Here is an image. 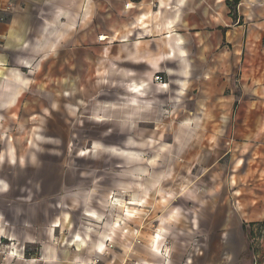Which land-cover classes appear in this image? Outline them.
<instances>
[{"label":"crops","instance_id":"obj_1","mask_svg":"<svg viewBox=\"0 0 264 264\" xmlns=\"http://www.w3.org/2000/svg\"><path fill=\"white\" fill-rule=\"evenodd\" d=\"M229 1L0 0V121L6 123L0 128L8 131L0 147V235L25 246V258L33 260L10 257L6 264L134 260L131 242L109 249L111 231L121 224L111 222L108 213L144 208L146 178L124 174L130 167L143 168L144 154L137 163L126 161L127 168L122 159L123 178H110L102 194L99 179L94 187L68 191L77 185L74 169L51 165L43 149L48 140L71 137L62 127L64 114L78 113L85 96H101L123 118L132 110L143 117L160 96L176 87L184 97L191 85L199 93V114L208 112L207 105L216 117L225 114L214 126L200 122L199 127L223 128L229 150L207 170L216 193L200 199L202 218L193 217L190 225L193 230L201 223L222 226L208 235L218 247L214 255L238 256L245 244L225 225L240 223L242 232L244 225H260L257 234L264 238V0H242L235 15ZM133 86L142 87V95L131 92ZM181 109L190 114L184 102ZM127 124L122 122L121 135L128 134ZM175 210L185 212L172 208L157 220L152 251L159 255L168 233L177 236L169 225L180 221ZM120 247L121 253L115 252Z\"/></svg>","mask_w":264,"mask_h":264},{"label":"rangeland","instance_id":"obj_2","mask_svg":"<svg viewBox=\"0 0 264 264\" xmlns=\"http://www.w3.org/2000/svg\"><path fill=\"white\" fill-rule=\"evenodd\" d=\"M75 76V80L79 82V74ZM191 86L187 88V91L184 90V97L175 92L176 87L164 95V98L160 96L155 101L154 107V101L151 103L150 107L153 108L149 109V115L143 117L135 116L132 110L126 114L127 118H123V114L114 110L115 105L108 106L109 104L101 96H85L83 100L80 99L81 105L78 113L74 111L67 115L64 114L62 127L64 131H72L71 137L48 140L43 149V155L48 157L51 165L59 162L62 164L61 168L65 165L74 169L77 185L76 187L71 186L68 191L75 192V190L94 187L99 179L102 194L108 191L110 178L112 180L123 178L121 175L124 170L121 167L122 159L125 163L122 166L126 168L128 161L133 162L142 153L147 160L155 156L160 159L156 167L144 165L149 173V176H141L146 178L141 184L147 190L148 195L143 202L144 208L135 205L131 206V209L123 207L113 209L108 213L111 214V222L119 226L121 224L116 232L111 231L110 237L113 239V244L109 245V249L115 248L114 243H117L116 246H123L131 242L133 243L132 249L135 246V252H133L135 259L126 260L124 263L121 261L119 264H160L161 262L166 264L169 261L172 264H264V238H260L257 234L261 229L260 225L253 227L252 224L248 227L252 234L244 230L242 232L240 223L224 226L223 229L228 233L232 231L239 233L241 241L245 243L242 245V251H238V256L235 253L223 256L222 251L219 255H214L218 247L209 241L208 235L220 231L219 228L222 226L209 227L201 223L199 229H195L197 228L195 226L193 230V226L190 225L193 217L202 218L203 210L200 207V199L216 193L212 178L214 175L206 173L207 170L216 163L218 155L229 150L221 135V132H225L223 128L207 130L199 127L200 122L214 126L215 121L221 122L222 118H226L225 114H219L216 117L214 113L209 112L208 105L206 106L208 112L199 114L197 108L199 93L197 89H192L193 85ZM109 96L112 99L110 93ZM127 97L132 99L133 96ZM182 102L186 107L188 106L190 114H183ZM48 117L50 118L49 115ZM101 118L106 120L100 123L97 120ZM4 121H0L1 124H4ZM123 121L128 123L129 132L126 135H121ZM185 122L190 125H186ZM53 125L54 123L51 124ZM6 129L5 125L0 128L1 150L8 137ZM125 137L132 143L135 139L142 144L140 145L142 148L123 150L126 146ZM208 154L213 158H208ZM205 156L209 161H203L202 158ZM140 168L141 166L130 167L125 170L124 174L138 178L141 175ZM131 170H136V173H129ZM155 172L163 175L158 177L154 174ZM230 202L232 210H236L234 199ZM172 208L182 209L185 212L175 210V213H180L179 216H182L180 221L175 223L176 225L173 222L169 225L177 236L174 237V235H169L171 232L168 233L162 242L163 253L159 255L152 251L156 246L153 236L160 228V222L157 220L168 216ZM126 210H130L132 215L129 216ZM219 211L220 209L213 210L216 214ZM127 218L128 221L125 223H128V227L124 224ZM125 228L128 229L127 232L124 231ZM149 248L151 250L147 253L146 249ZM114 250L121 253V247ZM122 259L123 256H121Z\"/></svg>","mask_w":264,"mask_h":264},{"label":"built area","instance_id":"obj_3","mask_svg":"<svg viewBox=\"0 0 264 264\" xmlns=\"http://www.w3.org/2000/svg\"><path fill=\"white\" fill-rule=\"evenodd\" d=\"M26 250L25 246L19 247L18 243L12 238L0 235V264H6L10 257L18 260L22 259L25 260V262L33 261L25 258Z\"/></svg>","mask_w":264,"mask_h":264},{"label":"bare ground","instance_id":"obj_4","mask_svg":"<svg viewBox=\"0 0 264 264\" xmlns=\"http://www.w3.org/2000/svg\"><path fill=\"white\" fill-rule=\"evenodd\" d=\"M162 90H167L168 88H169V86L167 85V84H163L162 85ZM131 92H133V93H136V94H141L142 95V93H143V89H142V87H138V86H133L132 88H131ZM179 93H182V90H180V92ZM101 121V120H100ZM151 143H153L152 141H150ZM124 143H125V145L127 146V149L128 150H134L137 146H139L140 147V145L141 144H138L137 146H136V142H135V139L133 140V143L130 141V139H127L126 141H124ZM97 145V144H96ZM98 147H99V145H97ZM125 146V147H126ZM136 156V155H135ZM142 158V157H141ZM139 161V159H136V160H134L133 162H130V164L131 163H137ZM139 162H144V163H142V164H144V165H146V166H152V167H156V166H158L159 165V162H160V159L159 158H154V159H151L150 160V162H146V161H144V158H142V159H140V161ZM134 173H136V170H134L133 171ZM139 173L141 174V176H149V173H148V170H147V168H145L144 166H143V168H140V171H139ZM154 174H158V173H154ZM163 174H160L159 176H162Z\"/></svg>","mask_w":264,"mask_h":264},{"label":"trees","instance_id":"obj_5","mask_svg":"<svg viewBox=\"0 0 264 264\" xmlns=\"http://www.w3.org/2000/svg\"><path fill=\"white\" fill-rule=\"evenodd\" d=\"M241 1H242V0H233L232 2L229 1V6L231 7V10L233 11L234 15H235V9H236V7L238 6V4H239ZM243 230H244V232H246V233H250V234H252V233H251L252 231H251V230H248L247 227H246V225L243 226Z\"/></svg>","mask_w":264,"mask_h":264}]
</instances>
